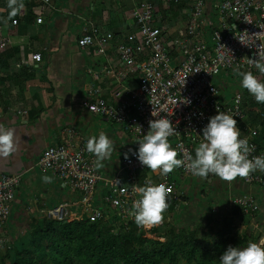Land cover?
Instances as JSON below:
<instances>
[{"label":"built area","instance_id":"obj_1","mask_svg":"<svg viewBox=\"0 0 264 264\" xmlns=\"http://www.w3.org/2000/svg\"><path fill=\"white\" fill-rule=\"evenodd\" d=\"M176 12L179 14L173 17ZM26 16L23 8L12 25L17 26ZM129 16L133 20L130 31L114 33L96 25L85 26L81 31L77 40L81 48H94L98 57H108L110 50H114L117 56L116 64L110 63L103 69L116 80L112 97L96 86L84 102L86 109L121 126L137 140L149 131L150 120L169 119L177 131L169 137V142L179 153L177 158L186 163L190 162L189 158H195L203 129L212 116L219 114V109L237 120L241 139L247 137L249 144L255 146L249 158L264 156V103H257L252 96L256 111H249L245 90L235 92L227 100L221 98L222 90L226 89L224 76L239 78L237 68L241 72L251 71L264 81V75L249 62L259 58L258 45L264 42V36L254 35L264 32L261 29L264 0H138ZM178 17L182 18L175 21ZM36 21L44 22L42 14ZM9 43L0 33V50L7 49ZM32 60L41 63L43 56L33 54ZM133 81L136 86L131 88L127 84ZM153 111L156 116L152 115ZM257 114L261 116L259 119ZM87 141L76 143L70 134L63 144L45 149L38 166L41 173L56 176L64 186L80 194L79 205L91 223L107 217L95 204L100 183L107 190L104 203L116 209L122 218L129 215L133 202L140 199L133 190L135 185L166 184L172 188L167 210L172 203L179 208L182 197L186 196L181 184L170 174L165 177L156 173L157 180L146 177L148 168L138 160L135 154L138 150L123 161L124 181L118 176L104 180L97 170L96 156L87 151ZM177 170L183 177H195L184 167ZM243 181L264 189V171L257 170ZM20 183L17 175H0V226L12 215V203ZM231 205L248 216L260 211L252 195L231 198ZM68 207L63 204L54 208L49 211V217L57 221L69 219ZM129 218L134 220L130 215ZM6 243L7 239L0 237V247Z\"/></svg>","mask_w":264,"mask_h":264},{"label":"crops","instance_id":"obj_2","mask_svg":"<svg viewBox=\"0 0 264 264\" xmlns=\"http://www.w3.org/2000/svg\"><path fill=\"white\" fill-rule=\"evenodd\" d=\"M7 3L8 0H0V33L10 40L8 48L0 50L3 59L0 60V123L15 130L20 144L13 156L0 157V175H17L21 183L12 203V215L0 226V237L13 247L23 239L21 234L26 235L44 218L50 219L49 211L60 205H69L71 220L86 217L79 205L78 192L64 186L56 176L40 172L39 159L48 147L63 144L70 134L78 143L94 135L98 138L100 132H104L113 141L115 151L97 170L104 180L117 176L125 180L123 161L139 149L138 140L121 126L93 115L84 106L89 91L96 86L101 87L107 97H112L116 80L103 69L117 63L116 52L110 50L108 57H98L94 48H81L77 40L83 27L88 25L114 33L130 31L133 20L129 12L138 0H49L48 3L24 0L27 16L18 26L12 25L15 17L8 19ZM39 14L44 20L42 24L36 21ZM36 53L42 54L41 63L33 62L32 55ZM127 85L134 88L136 83ZM175 171L180 176V172ZM155 174L148 169L145 176L157 180L159 177ZM169 174L178 181L174 171ZM44 177L51 178L50 182ZM190 178L192 184L205 182L203 178ZM179 183L187 187L183 181ZM208 183L209 189L228 193V204H224L228 209L233 208L231 198L254 196L260 211L251 216V229L258 230L260 238L264 237L262 187L249 185L240 178L229 183L212 177L208 178ZM189 190L184 188L190 196ZM106 194L107 190L100 183L95 204L107 214L115 209L104 203Z\"/></svg>","mask_w":264,"mask_h":264},{"label":"clouds","instance_id":"obj_3","mask_svg":"<svg viewBox=\"0 0 264 264\" xmlns=\"http://www.w3.org/2000/svg\"><path fill=\"white\" fill-rule=\"evenodd\" d=\"M8 19L16 17L25 7L24 0H8ZM7 23V21H5ZM261 29H264L262 27ZM257 38L264 36V32L254 34ZM258 59H249L261 75H264V42L258 45ZM235 71L242 77L241 85L257 103H264V81H261L251 71ZM212 116L203 129L202 140L195 149V158L190 162L177 158L179 153L172 147L169 137L176 134V128L167 118L149 121V131L138 140V160L152 172L167 176L181 167L195 177L207 180L210 175L221 181L233 182L237 178L248 180L251 174L264 171V156L249 158L255 150L249 144L247 137L241 139V131L237 120L226 112L220 111ZM156 116L155 112L152 113ZM255 135V132L252 133ZM20 138L14 129L5 128L0 123V157H10L17 153ZM87 151L97 157V166L103 167L102 161L110 159L115 151L113 141L104 133L92 136L87 141ZM49 177H44L50 182ZM133 190L140 196L132 204L129 213L138 226L146 228L159 225L164 220L167 211L168 196L172 188L164 183L158 185L133 186ZM220 264H264V239L259 243L251 242L246 247L228 246L219 258Z\"/></svg>","mask_w":264,"mask_h":264},{"label":"trees","instance_id":"obj_4","mask_svg":"<svg viewBox=\"0 0 264 264\" xmlns=\"http://www.w3.org/2000/svg\"><path fill=\"white\" fill-rule=\"evenodd\" d=\"M244 94L246 107L255 112L252 95L247 90ZM203 180L209 184L208 179ZM189 198L186 194L181 201ZM175 205L172 203L169 208L176 216L175 223L167 233L160 234L168 239L165 243L146 238L140 226L133 220L124 222L116 209L97 223L88 218L64 221L44 218L28 230V237L15 245L14 264H75V259L83 264H220L219 258L228 246L244 248L260 239L253 240L250 230L240 237H231L217 230L211 220L185 234L178 224H186L181 215L188 212L190 205L179 203V208ZM157 232L153 229V233ZM190 239L195 240V245L188 248Z\"/></svg>","mask_w":264,"mask_h":264},{"label":"rangeland","instance_id":"obj_5","mask_svg":"<svg viewBox=\"0 0 264 264\" xmlns=\"http://www.w3.org/2000/svg\"><path fill=\"white\" fill-rule=\"evenodd\" d=\"M182 17L175 18V21H179ZM173 31V30H172ZM242 77L224 76V82H226V89L222 90V100H227L233 96L237 91L246 90L241 85ZM175 176L179 177L178 182L183 183L190 188V198L186 199V202L181 201L184 205H190L189 210L186 214H182L184 217L185 225H179L185 229V234H189L192 231H196L200 223H204L206 220H211L216 226V229L222 232L228 233L229 236L237 238L245 234L246 231L250 230L252 233L253 240H258L261 233L258 230L255 232L251 229L253 223V217L245 215L241 210L236 207L228 209L224 204H228V193L209 189L207 183L195 181L192 184L190 177L177 176L178 173L174 170ZM192 184V185H191ZM192 189V190H191ZM204 191V192H203ZM187 194V192H186ZM86 218V217H85ZM124 222H129L132 219L127 215L126 218H122ZM134 221V220H133ZM176 221V216L171 210H167L164 213V220L161 224L152 226L149 228L140 226L145 231V237L149 240L168 242L167 238L160 237V234L167 233L172 224ZM135 222V221H134ZM154 230H158L157 233H153ZM23 238L28 237L25 233L21 234ZM263 238H260L257 243ZM20 240V239H19ZM18 240V241H19ZM18 243V242H17ZM195 245V240H189L188 248ZM10 247V249H9ZM10 242L7 241L4 247H0V264H14V253L16 251L15 245L11 249ZM14 249V250H13ZM169 261V259H167ZM75 264L79 263V260L75 259Z\"/></svg>","mask_w":264,"mask_h":264}]
</instances>
